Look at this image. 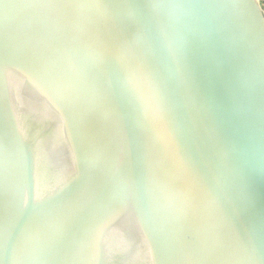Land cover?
<instances>
[{
  "label": "water",
  "instance_id": "95a60500",
  "mask_svg": "<svg viewBox=\"0 0 264 264\" xmlns=\"http://www.w3.org/2000/svg\"><path fill=\"white\" fill-rule=\"evenodd\" d=\"M0 264H264L263 0H0Z\"/></svg>",
  "mask_w": 264,
  "mask_h": 264
},
{
  "label": "crops",
  "instance_id": "0c3cea01",
  "mask_svg": "<svg viewBox=\"0 0 264 264\" xmlns=\"http://www.w3.org/2000/svg\"><path fill=\"white\" fill-rule=\"evenodd\" d=\"M263 2H264V0H263Z\"/></svg>",
  "mask_w": 264,
  "mask_h": 264
}]
</instances>
